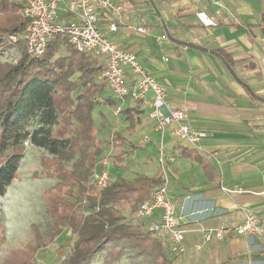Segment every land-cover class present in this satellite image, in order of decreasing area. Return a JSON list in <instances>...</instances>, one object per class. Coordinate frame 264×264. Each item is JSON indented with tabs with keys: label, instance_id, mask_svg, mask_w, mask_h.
<instances>
[{
	"label": "crops",
	"instance_id": "crops-1",
	"mask_svg": "<svg viewBox=\"0 0 264 264\" xmlns=\"http://www.w3.org/2000/svg\"><path fill=\"white\" fill-rule=\"evenodd\" d=\"M120 1L128 11L121 14V20L101 11L100 29L120 48L137 54L143 66L152 71L166 88L168 108L186 109L190 124L208 133L202 150L179 140L173 125L160 130L151 115L152 93L140 99L141 112L134 113L135 125L129 131L130 119L120 110L134 108L136 100L128 96L118 99L107 86L99 94L101 102L110 98L115 105L97 107L115 108L124 119L116 130L136 145L147 147V152L161 146L175 156V169L169 170V175L186 229V253L181 262L264 264V233L203 240L206 229L238 224L249 211L264 219V0ZM199 11L219 23L203 25L197 17ZM72 19L73 14L60 12L61 22ZM114 21L118 23L116 31L110 29ZM130 25L145 26L149 32L140 33ZM217 50L232 56L233 71ZM133 80L131 75L126 78L127 83ZM148 137L150 141L142 143ZM177 143L198 149L213 163L219 177L209 180L199 162L180 157L174 147ZM119 175L127 179L137 176L118 172L115 178ZM128 212L136 216L135 211ZM139 219L145 225L151 222Z\"/></svg>",
	"mask_w": 264,
	"mask_h": 264
},
{
	"label": "trees",
	"instance_id": "trees-1",
	"mask_svg": "<svg viewBox=\"0 0 264 264\" xmlns=\"http://www.w3.org/2000/svg\"><path fill=\"white\" fill-rule=\"evenodd\" d=\"M26 24L22 2L0 0V53L12 47L10 36L22 32ZM21 42L25 44L22 39L17 41ZM63 47L67 54H59ZM216 53L233 71L232 56L225 50ZM101 70L98 58L79 51L62 35L48 43L42 56L24 50L17 63L0 66V194L18 178L27 140L53 154L69 147L86 155L84 165L73 170L59 158L52 160L45 176H57L59 181L43 192L51 221L45 229L32 223L30 239L10 249L0 264H41L39 251L51 245L65 228L77 238L62 264L101 260L119 264L124 259L135 263L144 255L151 256L154 264H172L174 256L161 237L125 222L126 211H136L162 185L164 171L154 176L138 173L133 179L119 176L103 189L96 186L94 174L103 142L96 137L93 112L101 104L115 105L110 98L99 100L106 86L100 79ZM136 102L134 108L120 110L130 119L129 131L135 125L134 113L141 112L140 99ZM109 144L121 164L128 152L142 148L118 130L113 131ZM174 147L180 157L199 162L209 180L219 177L213 163L198 149L180 143Z\"/></svg>",
	"mask_w": 264,
	"mask_h": 264
},
{
	"label": "built area",
	"instance_id": "built-area-1",
	"mask_svg": "<svg viewBox=\"0 0 264 264\" xmlns=\"http://www.w3.org/2000/svg\"><path fill=\"white\" fill-rule=\"evenodd\" d=\"M23 3V15L27 19L24 30L11 35L14 42L24 40L27 52L32 56H42L51 40L58 36H65L68 42L79 51L95 54L101 59L102 70L100 79L118 99L128 96L134 100L146 98L152 93V117L157 120L161 128L173 125L176 137L192 146L202 149V142L208 133L196 128L189 122L186 109H170L167 105L166 88L158 82L155 75L145 68L134 52L120 48L107 37L99 26L101 11H107L121 20V14L128 11V7L120 0H19ZM73 14L74 19L61 22L60 12ZM218 13H220L218 11ZM197 17L205 26L217 25L219 22L205 11H199ZM227 23L226 19L223 20ZM140 32L148 33L145 26L130 25ZM110 29L116 31L118 23L111 22ZM264 62V59H263ZM128 75L134 77L131 83L126 82ZM111 162L103 161L97 166L94 174L96 186L103 189L111 181L109 166ZM164 182L141 204L135 211L137 217L149 218L148 231L161 237L167 244L173 256L186 253L185 234L178 214V205L171 190V179L166 168ZM190 198V196H188ZM159 220L155 219L156 212ZM264 233V219L253 211L247 212L246 218L235 225L208 228L204 233L205 242L223 239L228 234L241 236L262 235Z\"/></svg>",
	"mask_w": 264,
	"mask_h": 264
},
{
	"label": "rangeland",
	"instance_id": "rangeland-1",
	"mask_svg": "<svg viewBox=\"0 0 264 264\" xmlns=\"http://www.w3.org/2000/svg\"><path fill=\"white\" fill-rule=\"evenodd\" d=\"M9 40L13 45L1 51L0 66L17 63L24 50H26L24 43L14 42L11 36ZM66 52L67 50L63 47L60 49L59 54H65ZM78 93L79 90L75 91L74 96ZM93 116L96 137L103 142L101 145L102 152L98 156V166H101L105 160L111 162L109 172L112 179L115 178L118 172H123L127 177H133L138 173L153 175L164 168L168 173H170L169 170L175 169V156L167 153V150H169L167 147L161 146H156L158 150L151 152H147L149 149L142 146L141 149L128 152L126 161L123 164L118 163L114 158V149L109 144V140L113 131L121 128V122L124 119L119 116L117 109H110L109 106L96 107ZM162 129L160 128V130ZM70 136L72 141L73 134ZM150 138H144L142 143L147 144ZM24 145L25 150L23 157L20 159L19 176L7 186L5 194H0V263L10 249L21 247L30 239V225L32 223H38L45 229L51 221V216L46 211L43 192L59 181L57 176H45L46 170L52 167V160L59 158L65 167L73 170L82 167L86 158L85 154L78 151L74 152L69 147L63 149L60 154H53L49 149L37 146L30 140H27ZM119 168H124V170H119ZM139 218L141 217H136L126 211V223L139 225L144 232H148L149 224L145 225V222ZM76 238L72 235L70 228H65L63 233L57 236L51 245L39 251L37 255L38 262L41 264H62L71 251ZM252 263L255 264V262ZM93 264L104 263L101 260ZM119 264L154 263L151 256L144 255L138 257L135 263L124 259ZM172 264H183L181 256H174Z\"/></svg>",
	"mask_w": 264,
	"mask_h": 264
}]
</instances>
